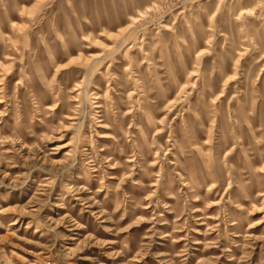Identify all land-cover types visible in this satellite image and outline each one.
<instances>
[{
	"label": "rangeland",
	"instance_id": "1",
	"mask_svg": "<svg viewBox=\"0 0 264 264\" xmlns=\"http://www.w3.org/2000/svg\"><path fill=\"white\" fill-rule=\"evenodd\" d=\"M0 264H264V0H0Z\"/></svg>",
	"mask_w": 264,
	"mask_h": 264
},
{
	"label": "bare ground",
	"instance_id": "2",
	"mask_svg": "<svg viewBox=\"0 0 264 264\" xmlns=\"http://www.w3.org/2000/svg\"><path fill=\"white\" fill-rule=\"evenodd\" d=\"M126 27H129V26H126Z\"/></svg>",
	"mask_w": 264,
	"mask_h": 264
}]
</instances>
